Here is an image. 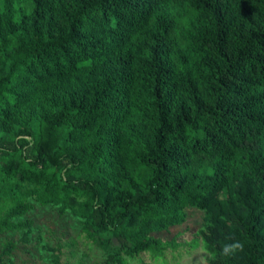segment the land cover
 <instances>
[{"label":"trees","instance_id":"16d2710c","mask_svg":"<svg viewBox=\"0 0 264 264\" xmlns=\"http://www.w3.org/2000/svg\"><path fill=\"white\" fill-rule=\"evenodd\" d=\"M31 198L128 255L196 207L264 264V0H0V232Z\"/></svg>","mask_w":264,"mask_h":264},{"label":"rangeland","instance_id":"374dc122","mask_svg":"<svg viewBox=\"0 0 264 264\" xmlns=\"http://www.w3.org/2000/svg\"><path fill=\"white\" fill-rule=\"evenodd\" d=\"M29 203L25 214L13 218L21 226L0 232V264H120L117 252L122 264H210L212 255L200 235L205 211L196 207L184 210L179 225L153 234L165 242L162 253L155 256L148 251L126 254L109 231L101 234L107 242L106 248L101 247L84 235L81 218L70 211L60 213L57 205H41L33 198ZM9 245L12 248L6 251Z\"/></svg>","mask_w":264,"mask_h":264},{"label":"clouds","instance_id":"9594fccd","mask_svg":"<svg viewBox=\"0 0 264 264\" xmlns=\"http://www.w3.org/2000/svg\"><path fill=\"white\" fill-rule=\"evenodd\" d=\"M243 249V243L239 241H232L231 243H225L221 248V255L225 257L233 256L238 251Z\"/></svg>","mask_w":264,"mask_h":264}]
</instances>
